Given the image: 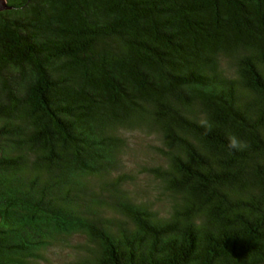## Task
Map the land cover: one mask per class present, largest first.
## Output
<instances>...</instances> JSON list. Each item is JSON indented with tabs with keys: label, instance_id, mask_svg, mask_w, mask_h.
<instances>
[{
	"label": "trees",
	"instance_id": "1",
	"mask_svg": "<svg viewBox=\"0 0 264 264\" xmlns=\"http://www.w3.org/2000/svg\"><path fill=\"white\" fill-rule=\"evenodd\" d=\"M6 4L0 264H264V0ZM134 130L162 213L116 174Z\"/></svg>",
	"mask_w": 264,
	"mask_h": 264
},
{
	"label": "rangeland",
	"instance_id": "2",
	"mask_svg": "<svg viewBox=\"0 0 264 264\" xmlns=\"http://www.w3.org/2000/svg\"><path fill=\"white\" fill-rule=\"evenodd\" d=\"M126 146L119 158L116 174H125L124 187L135 199H148L154 201L157 209L164 211V207L157 204L158 188L157 182L145 167H152L163 163V158L157 153L155 147L161 146L160 140L154 134H147L137 130L125 132ZM162 213V212H161ZM80 238L72 240L78 241ZM69 250L50 249L48 263L43 264H68L74 260L69 255Z\"/></svg>",
	"mask_w": 264,
	"mask_h": 264
},
{
	"label": "water",
	"instance_id": "3",
	"mask_svg": "<svg viewBox=\"0 0 264 264\" xmlns=\"http://www.w3.org/2000/svg\"><path fill=\"white\" fill-rule=\"evenodd\" d=\"M8 8L6 0H0V10Z\"/></svg>",
	"mask_w": 264,
	"mask_h": 264
}]
</instances>
